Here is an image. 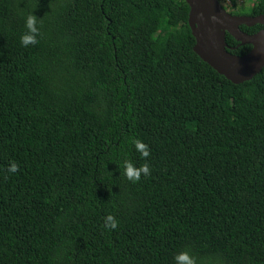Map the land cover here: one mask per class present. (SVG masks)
<instances>
[{"label": "trees", "instance_id": "trees-1", "mask_svg": "<svg viewBox=\"0 0 264 264\" xmlns=\"http://www.w3.org/2000/svg\"><path fill=\"white\" fill-rule=\"evenodd\" d=\"M188 13L0 0V264H264V67L218 73Z\"/></svg>", "mask_w": 264, "mask_h": 264}, {"label": "water", "instance_id": "water-1", "mask_svg": "<svg viewBox=\"0 0 264 264\" xmlns=\"http://www.w3.org/2000/svg\"><path fill=\"white\" fill-rule=\"evenodd\" d=\"M185 1L189 5L188 24L195 38L193 49L203 61L234 83L252 78L264 67V27L252 33L240 28L242 24L264 25V13L232 14L218 0ZM226 33L251 48L243 55L230 52Z\"/></svg>", "mask_w": 264, "mask_h": 264}, {"label": "rangeland", "instance_id": "rangeland-1", "mask_svg": "<svg viewBox=\"0 0 264 264\" xmlns=\"http://www.w3.org/2000/svg\"><path fill=\"white\" fill-rule=\"evenodd\" d=\"M235 2H236L235 6L232 7L228 5L230 4L229 0H218L219 5L221 6L224 5V6H227L228 8L240 9V10L244 8H248L252 4L253 0H235Z\"/></svg>", "mask_w": 264, "mask_h": 264}]
</instances>
